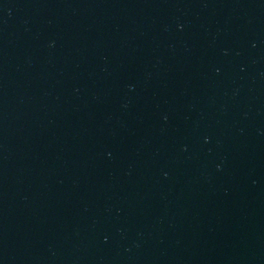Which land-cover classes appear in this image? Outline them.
Returning a JSON list of instances; mask_svg holds the SVG:
<instances>
[{
  "label": "water",
  "instance_id": "95a60500",
  "mask_svg": "<svg viewBox=\"0 0 264 264\" xmlns=\"http://www.w3.org/2000/svg\"><path fill=\"white\" fill-rule=\"evenodd\" d=\"M0 264H264V0H0Z\"/></svg>",
  "mask_w": 264,
  "mask_h": 264
}]
</instances>
